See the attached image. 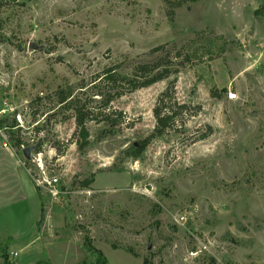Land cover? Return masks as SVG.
<instances>
[{
  "label": "rangeland",
  "instance_id": "rangeland-1",
  "mask_svg": "<svg viewBox=\"0 0 264 264\" xmlns=\"http://www.w3.org/2000/svg\"><path fill=\"white\" fill-rule=\"evenodd\" d=\"M159 56L174 73L131 90ZM172 82L176 125L130 156ZM79 108L98 117L84 150ZM2 120L0 159L60 182L56 198L32 178L46 243L10 237L11 263L96 264L89 241L110 264H264V0H0Z\"/></svg>",
  "mask_w": 264,
  "mask_h": 264
},
{
  "label": "trees",
  "instance_id": "trees-1",
  "mask_svg": "<svg viewBox=\"0 0 264 264\" xmlns=\"http://www.w3.org/2000/svg\"><path fill=\"white\" fill-rule=\"evenodd\" d=\"M181 53H178V56H180ZM162 56H159L156 60L146 63L139 64L134 69V75H139L140 71L143 76L140 80L139 78L135 77L133 79L126 80L128 84L130 85V89H138L140 87H146L150 86L158 81L167 79L171 76L173 72V69L171 68L174 64H169L168 67L164 68L163 70H159L160 66L162 65ZM107 79L111 82L117 83L120 79L119 76L114 74L112 71H109L107 74ZM174 83H170V85L160 94L158 97L157 104L154 108V115L156 118V126L153 130V132L150 134L148 138L143 140L141 144L134 148L133 152L129 153L130 156H133L134 158H140L143 152L145 151L147 145L150 143V141L156 137H160L164 135L169 129H173L178 121V112H175V110L172 109L171 106H168L166 98H173L174 97ZM117 95H119L117 93ZM176 104V103H175ZM179 109H183L186 107L185 104L178 105ZM102 114V113H101ZM91 120H97L98 117L95 116L94 112H91L90 110H83L82 108L78 109V112L76 113V121H77V127L80 131V140H78L79 148L81 150H84L89 145V137L90 133L87 129V121ZM109 119V117L107 118ZM109 124H116L118 123L117 120L110 121L107 120ZM0 125H3V120L0 121ZM18 124H11L7 126L6 128H9V130H13V128L17 127ZM20 128L18 127V131ZM14 140V141H13ZM8 142H12V146L15 148L17 153H20V151L30 145L29 142H24L22 136H16L15 138H12L8 140ZM8 143V144H9ZM41 143L36 145V151H39L41 149ZM130 151V150H128ZM26 166H28V162L25 163ZM95 182V176L92 175L89 178L84 179L81 182V185L85 188L90 187ZM41 223V222H40ZM11 244V238L8 239H2L0 237V257H3L6 264H12L8 257V251H9V245ZM87 250L91 253L92 256L95 257L96 264H110L106 258V256L103 254L102 251L97 249L95 246L91 245L89 241L87 242ZM137 256V255H136ZM144 264H148V260H144Z\"/></svg>",
  "mask_w": 264,
  "mask_h": 264
},
{
  "label": "crops",
  "instance_id": "crops-1",
  "mask_svg": "<svg viewBox=\"0 0 264 264\" xmlns=\"http://www.w3.org/2000/svg\"><path fill=\"white\" fill-rule=\"evenodd\" d=\"M16 161L25 168L23 169L25 171L17 166ZM16 161L0 159V237L2 239L11 237L19 244L25 242L21 251L34 250L35 246H43L46 243L41 235L40 224V217L45 212L37 198L35 184L28 168L21 160ZM48 218L49 215L46 218L44 216L43 223L49 232L51 228ZM25 220H27V226L25 225L27 231H21L18 227L22 225L16 223Z\"/></svg>",
  "mask_w": 264,
  "mask_h": 264
},
{
  "label": "built area",
  "instance_id": "built-area-1",
  "mask_svg": "<svg viewBox=\"0 0 264 264\" xmlns=\"http://www.w3.org/2000/svg\"><path fill=\"white\" fill-rule=\"evenodd\" d=\"M230 99H236L237 98V94H230ZM0 135H3L4 136V134H3V131L0 129ZM5 137V136H4ZM8 143L7 142H4V145L6 146ZM24 149V148H23ZM31 160H33V161H36V158L33 156V154H32V159ZM40 167H41V172H39L38 173V175H39V177L38 178H36V176L35 175H33V173L32 172H30L29 171V169H28V171L30 172V175L32 176V178L34 179V181H35V183L39 186V187H43V188H46V189H48L49 190V192L51 193V194H53L56 198H57V196L59 195V189H58V186H59V179L55 176V177H48V175H47V172L45 171V169L41 166V165H39ZM35 174V173H34ZM44 176H43V175ZM186 217H187V215L186 214H182L181 216H180V218L182 219V220H186ZM12 254V256H17L18 255V253L17 252H12L11 253Z\"/></svg>",
  "mask_w": 264,
  "mask_h": 264
},
{
  "label": "water",
  "instance_id": "water-1",
  "mask_svg": "<svg viewBox=\"0 0 264 264\" xmlns=\"http://www.w3.org/2000/svg\"><path fill=\"white\" fill-rule=\"evenodd\" d=\"M31 48H37L35 44H31ZM36 149V146L29 145L23 149V155L27 161H30L32 158V153Z\"/></svg>",
  "mask_w": 264,
  "mask_h": 264
}]
</instances>
